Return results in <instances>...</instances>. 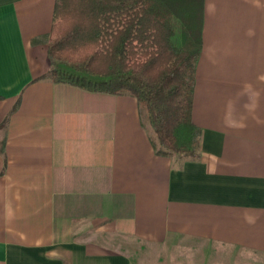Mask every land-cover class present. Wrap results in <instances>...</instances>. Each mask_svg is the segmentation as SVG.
<instances>
[{"label": "crops", "instance_id": "1", "mask_svg": "<svg viewBox=\"0 0 264 264\" xmlns=\"http://www.w3.org/2000/svg\"><path fill=\"white\" fill-rule=\"evenodd\" d=\"M54 1L0 0V264H264V0H203L183 162L134 97L43 78Z\"/></svg>", "mask_w": 264, "mask_h": 264}, {"label": "trees", "instance_id": "2", "mask_svg": "<svg viewBox=\"0 0 264 264\" xmlns=\"http://www.w3.org/2000/svg\"><path fill=\"white\" fill-rule=\"evenodd\" d=\"M202 9L203 0H55L43 78L134 97L155 154L198 160L191 115Z\"/></svg>", "mask_w": 264, "mask_h": 264}, {"label": "rangeland", "instance_id": "3", "mask_svg": "<svg viewBox=\"0 0 264 264\" xmlns=\"http://www.w3.org/2000/svg\"><path fill=\"white\" fill-rule=\"evenodd\" d=\"M35 46V45H34ZM29 54L31 55V57L33 58V56H38V59L36 61L37 65L38 66H42V67H46V70L49 71L50 67H51V59L50 57L46 54V50H44L43 53H41V51L39 50L38 52L37 51H31L29 52ZM44 55V56H43ZM145 118V115H143V121ZM146 119V118H145ZM146 123V122H145ZM146 127L147 129L149 130L150 132V135H151V139H152V142L154 144H156V138L151 130V128L149 127V125L146 123Z\"/></svg>", "mask_w": 264, "mask_h": 264}]
</instances>
